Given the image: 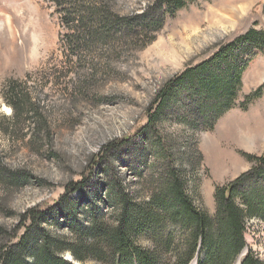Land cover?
Wrapping results in <instances>:
<instances>
[{"label": "rangeland", "instance_id": "rangeland-1", "mask_svg": "<svg viewBox=\"0 0 264 264\" xmlns=\"http://www.w3.org/2000/svg\"><path fill=\"white\" fill-rule=\"evenodd\" d=\"M154 2L0 0V164L12 173L5 180L0 176V228L8 237L20 236L18 215L33 206L48 212L76 200L73 216L86 226L90 214L113 215L110 187L121 184L138 201H147L161 183L150 169L159 161L151 149L157 135L171 157L159 162V170L179 167L193 204L211 217L215 188L249 171L251 157L264 155V50L255 51L243 69L236 106L216 118L218 99L200 83L222 77L223 64L215 61L193 82L184 75L245 32L264 34V0H190L166 16L158 31L140 30L137 22L132 31L117 26L120 17L137 21ZM101 11L115 20L109 29L95 21ZM73 13L91 35L74 33V22L66 21ZM13 85L35 115L22 102L14 110L8 100ZM163 96L151 130L137 131ZM261 186L254 175L245 188L255 189L258 199ZM72 187L82 189L71 193ZM244 221L245 249L264 261V220ZM57 222L65 225L60 216ZM44 227L72 235L64 227ZM136 243L155 246L145 235ZM163 258V264L172 261L169 254Z\"/></svg>", "mask_w": 264, "mask_h": 264}, {"label": "trees", "instance_id": "trees-1", "mask_svg": "<svg viewBox=\"0 0 264 264\" xmlns=\"http://www.w3.org/2000/svg\"><path fill=\"white\" fill-rule=\"evenodd\" d=\"M188 1L190 0H155L150 5V11L137 15V21L130 17H120L117 26L132 31L137 22L140 30L149 33L158 31L164 18L175 14ZM70 16L66 21L68 23L70 19V22H74L71 23L74 33L91 35L90 27L89 30L82 29L87 26L81 22L79 15L73 13ZM95 16V21H102L104 28L106 25L109 29L115 24V20L108 21L110 15L108 16L107 11H101ZM88 20L90 22L92 18ZM76 34L72 36L78 37ZM70 42L76 43V40ZM263 50L264 34L249 30L224 48L218 49L209 62L184 73L185 78L193 82L198 72L206 71L215 61L223 64L222 77H211L208 82L200 83L207 94L218 99L212 112L215 118L236 106L234 96L240 85L242 71L254 52ZM178 82L180 84L182 78ZM163 89L159 91V97ZM254 94V97L258 96L259 90ZM8 100L12 102L16 112L20 110L18 106L22 102L21 106L29 107L27 109L30 114L35 115V108L32 109L27 104L14 85L10 87ZM164 100V96L158 100L150 111L151 114L149 113L146 125L137 131H149ZM246 105L241 103L239 107L245 108ZM34 129L35 126L32 130ZM155 138L151 149L159 161L155 160L150 169L158 174L156 182L161 183L159 187L153 188L147 201H138L121 184L110 187L108 196L112 198L109 204L113 215L108 211L98 215L90 214L86 217V226L73 216L78 203L76 200L68 202L67 207L61 205L48 212L39 210L40 206L28 208L18 215L20 223L15 230L22 228L20 236L14 233L8 237L7 230L0 228V264H89L86 263L88 259L94 260L95 264H163V255L166 254L171 256L170 264H189L194 258L196 264H236L246 247L244 220L253 216L264 220L263 186L258 199L254 197L255 189L245 188L250 176L261 177L264 183V155L251 157L249 160L254 165L249 171L227 185L215 188V210L211 217L193 204L184 186V173L179 167L166 165L159 170V162L169 163L171 157L168 149L160 142V137L157 135ZM6 174L10 176L11 169L0 164L1 178L4 179ZM78 189L81 190L82 187H72L70 191L72 193ZM67 198L68 193L61 197V202ZM58 216L65 220V225L57 222ZM110 218L111 222L108 220ZM47 224L67 228L72 235L68 238L51 234L44 227ZM140 235H145L154 242L153 250L136 243ZM63 252L69 253L71 259L65 258ZM239 264H264V261L248 250L239 259Z\"/></svg>", "mask_w": 264, "mask_h": 264}, {"label": "bare ground", "instance_id": "bare-ground-1", "mask_svg": "<svg viewBox=\"0 0 264 264\" xmlns=\"http://www.w3.org/2000/svg\"><path fill=\"white\" fill-rule=\"evenodd\" d=\"M68 258H69V256H68Z\"/></svg>", "mask_w": 264, "mask_h": 264}, {"label": "water", "instance_id": "water-1", "mask_svg": "<svg viewBox=\"0 0 264 264\" xmlns=\"http://www.w3.org/2000/svg\"><path fill=\"white\" fill-rule=\"evenodd\" d=\"M194 263H195V261H194Z\"/></svg>", "mask_w": 264, "mask_h": 264}]
</instances>
